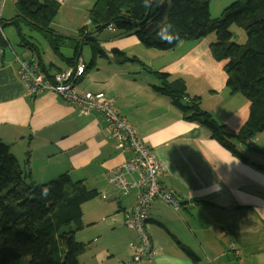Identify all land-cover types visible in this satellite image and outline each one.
I'll use <instances>...</instances> for the list:
<instances>
[{"label":"crops","instance_id":"1","mask_svg":"<svg viewBox=\"0 0 264 264\" xmlns=\"http://www.w3.org/2000/svg\"><path fill=\"white\" fill-rule=\"evenodd\" d=\"M16 13L15 0H0L2 22ZM108 30V38L98 39L104 51L101 57L108 62L97 67L98 71L107 67V72H90L87 67L77 85L106 94L119 113L133 123L165 164L160 182L179 202L175 210L164 200L153 201L146 227L157 254L148 264H264V168L260 167L264 164L256 152L243 150V144L236 140L233 143L244 158L211 138L208 129L184 117L168 95L154 88L162 83L159 72L168 73L171 79L181 78L189 94L201 97L206 111L238 132L250 117L251 102L228 89L226 61H217L211 51L214 38L183 40L173 49L158 50L146 47L134 34L121 36ZM10 46L11 51L2 47L0 53V140L10 145L21 169L31 172L37 184L67 173L88 189L97 190L98 197L92 200L95 205L83 204L86 224L77 232V239L88 246L79 256L80 262L125 264L132 255L136 234L126 229L124 222L136 203L138 189L125 200L118 188L114 195L102 194L109 188L106 170L127 156L117 147L99 112L83 114L51 91L35 99L27 94L18 75V58L37 59L51 74L68 68L67 61L64 66L47 64L41 46H37L38 51L27 44L20 46L23 51L12 43ZM64 47L73 49L72 45L60 47L66 57H72L74 51L66 54ZM116 49L138 60L120 64L115 60ZM96 57L93 54V65ZM151 75L157 83H152ZM256 137L249 145L252 149L256 142L264 144ZM115 202L124 214L116 213ZM86 231L91 237L84 239Z\"/></svg>","mask_w":264,"mask_h":264},{"label":"trees","instance_id":"2","mask_svg":"<svg viewBox=\"0 0 264 264\" xmlns=\"http://www.w3.org/2000/svg\"><path fill=\"white\" fill-rule=\"evenodd\" d=\"M211 1L149 0V6L145 7L144 0H97L89 12L93 30L84 26L78 37H72L59 34L52 27L61 5L58 0H15L16 15L5 23L0 20V26L16 25L19 45L27 44L38 51L20 27V22L27 21L28 26L44 35L69 67L81 57L83 44L90 43L95 55H103L94 34L111 25L118 35L134 34L146 47L158 50H170L183 40H200L214 33L216 40L211 43V51L217 61H226L228 89L251 102L250 117L238 132L229 130L203 110L201 97L189 94L181 78L171 79L168 73L159 72L162 83L154 88L168 95L182 109L184 117L208 129L211 138L243 157L233 140L250 145L264 131V0H234L217 17L211 14ZM167 22L172 23L176 35L170 43L162 42L156 35L157 25ZM235 24L246 31L247 40L243 44L233 40ZM10 44L0 28V48ZM65 45H72V57L60 51ZM114 53L120 64L138 60L119 49ZM26 60L37 62L49 77L59 72L51 74L37 59ZM93 63L94 58L91 64L86 63V70ZM42 187L49 188L50 195L43 197ZM98 194L67 173L37 184L31 172L21 169L10 145L0 140V264H80L79 256L88 246L76 236L84 228L83 204Z\"/></svg>","mask_w":264,"mask_h":264},{"label":"built area","instance_id":"3","mask_svg":"<svg viewBox=\"0 0 264 264\" xmlns=\"http://www.w3.org/2000/svg\"><path fill=\"white\" fill-rule=\"evenodd\" d=\"M58 2L63 3V0ZM109 29L116 31L113 25ZM0 52H2L1 48ZM18 60L19 78L31 99H35L45 91H51L63 96L71 105L79 107L83 114L94 111L101 114L108 132L117 140V147L127 156L122 163L106 170V180L109 184L122 189L125 194L135 188L138 189L136 203L125 218L126 225L135 230L139 236V241L133 244L134 257L129 264H148L157 254L146 229L153 201L161 199L175 210L179 208V202L174 194L160 182L161 175L166 171L165 164L157 159L150 146L140 137L133 123L119 113L106 94L78 88L77 82L86 72L84 58L79 57L76 65L59 71L51 75L52 77L47 76L37 62L20 58ZM135 174L138 176L135 177ZM103 196L106 197V194ZM231 248L238 254L234 246Z\"/></svg>","mask_w":264,"mask_h":264},{"label":"rangeland","instance_id":"4","mask_svg":"<svg viewBox=\"0 0 264 264\" xmlns=\"http://www.w3.org/2000/svg\"><path fill=\"white\" fill-rule=\"evenodd\" d=\"M96 1L97 0H66V4L64 5L63 4L64 0H63V3L60 5V7H59V9H58L53 21H52L53 29L59 34H72V35L75 34V36H77L79 34L80 29L82 27H84V26H87L86 29H88V30H93L92 23H90L91 19H90V13L89 12H90L91 7L94 5V3ZM233 1L234 0H212L211 1V5H210V10H211L212 16L213 17L219 16L221 14V12L223 11V9L225 7H227L228 5H230ZM7 17H10V16H7ZM26 22L27 21L20 22V27L22 28V31L24 32V36H25V38H27L28 41L33 42L37 46H41L42 47L41 48V54H43L44 62L47 63V64L50 63V62H53L54 64H58V65H61V66L66 65V62L63 59H61V57H59L54 52L53 48H51L52 46H49V44L47 42V39L43 36V34L40 31H38V30L32 29L30 26L27 25ZM232 30L235 31L236 34H237L233 38V40L235 42L240 43V44H243V43L246 42L247 34H246V31L243 28H241V27H239L238 25L235 24V25H233ZM4 33H5L6 37L11 41V43L13 44V46L15 48L21 49L22 51L24 50L19 45V42H20V37L19 36L20 35H19V32H18V27H16V25H14V24L6 25L4 27ZM96 36H97L96 38L99 39V40H102L103 38H108L110 36V31L108 30V28L104 29V30L98 32L96 34ZM211 37H213L216 40V36H215L214 33L211 34ZM140 46H141V48H145V47H143V45H140ZM82 47H84L82 55L86 59V61H87L86 63L91 64V60H92L93 54H94L92 45H90V43H87V44H83ZM5 49L8 50V51H11L12 47L8 46ZM63 51L66 54H68L69 52H72L73 49L72 48H68V47H64ZM134 51H137V50H134ZM0 53H2V52H0ZM136 53H139V55H143L139 51H137ZM106 62H108V61L106 59H104L103 57H101V55L98 53L97 57H96V64L90 66L89 71L91 72L92 70H96L95 72H107L106 71V70H108L107 67H102L101 71L97 70L98 63H103V64L106 65L107 64ZM143 72H149V71H143ZM18 75H19V72H18ZM151 78L154 79V82H152V83H157L158 82V80H157V78L155 76L151 75ZM201 108L203 110H205L203 105H201ZM257 138H262L264 140V131L262 133H260L256 137V139ZM256 147L258 149H256V148L252 149L251 147H249L248 144L241 145V148L243 150L250 151V152H256V154L258 155L260 163L264 164V144L256 142ZM260 149L262 151H260ZM157 159L159 160L158 157H157ZM137 176L138 175L135 174V177H137ZM116 188H118V187H115V186L109 184V188L106 189L105 192H103V194H106V196L108 194L114 195ZM118 189L121 192V196L125 200V196L128 193L125 194L122 189H120V188H118ZM116 191H118V190H116ZM97 197H95V198H97ZM95 198H93V199H91L89 201H86L85 202L86 206H91V207L94 206L95 204H94V202L92 200H94ZM103 200L108 201V199H103ZM114 206L117 208L116 213L124 214V210L122 208H120L119 203L115 202ZM125 214H126V212H125ZM107 219H108V216H107L106 220ZM85 221H86V218L84 216V223L86 224ZM124 227L126 229L130 230V231L132 230V231L135 232V234H136L135 243L138 242L139 241V236H138L137 232L135 230L129 228L126 225L125 222H124ZM89 228H91V226L88 227V229ZM94 228H95V225H94V227H92L91 232H93ZM88 229H85V230H88ZM84 234H86V236H84L85 237L84 239H87V238L91 237L90 234H89V231H86V233H84ZM77 238H78V235H77ZM104 238H106V237H104ZM133 257H134V249H133L131 257L125 262V264H129L132 261ZM79 262H80V258H79ZM80 264H81V262H80Z\"/></svg>","mask_w":264,"mask_h":264},{"label":"clouds","instance_id":"5","mask_svg":"<svg viewBox=\"0 0 264 264\" xmlns=\"http://www.w3.org/2000/svg\"><path fill=\"white\" fill-rule=\"evenodd\" d=\"M144 6L145 7L149 6V0H144ZM173 27L174 26L172 25L171 22L161 23L157 25V30H156L157 37L164 43L172 42L176 38V35L173 32ZM41 195L43 197H47L48 195H50V189L47 187H42Z\"/></svg>","mask_w":264,"mask_h":264},{"label":"bare ground","instance_id":"6","mask_svg":"<svg viewBox=\"0 0 264 264\" xmlns=\"http://www.w3.org/2000/svg\"><path fill=\"white\" fill-rule=\"evenodd\" d=\"M24 86V85H23ZM25 87V86H24ZM79 88V87H78ZM79 89H81V88H79ZM82 90H84V89H82ZM88 91V90H87ZM90 92H92V91H90Z\"/></svg>","mask_w":264,"mask_h":264},{"label":"flooded vegetation","instance_id":"7","mask_svg":"<svg viewBox=\"0 0 264 264\" xmlns=\"http://www.w3.org/2000/svg\"><path fill=\"white\" fill-rule=\"evenodd\" d=\"M0 28H1V26H0Z\"/></svg>","mask_w":264,"mask_h":264}]
</instances>
